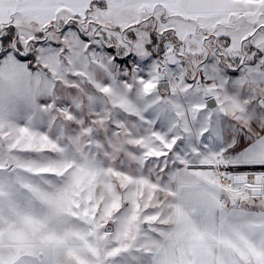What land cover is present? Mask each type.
<instances>
[{
  "label": "snow or ice",
  "instance_id": "6c2138e0",
  "mask_svg": "<svg viewBox=\"0 0 264 264\" xmlns=\"http://www.w3.org/2000/svg\"><path fill=\"white\" fill-rule=\"evenodd\" d=\"M0 264H264V0H0Z\"/></svg>",
  "mask_w": 264,
  "mask_h": 264
}]
</instances>
